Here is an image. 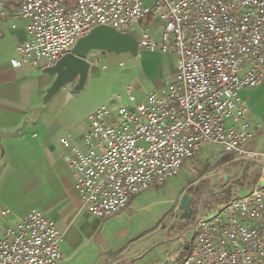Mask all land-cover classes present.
Segmentation results:
<instances>
[{
	"label": "built area",
	"instance_id": "1",
	"mask_svg": "<svg viewBox=\"0 0 264 264\" xmlns=\"http://www.w3.org/2000/svg\"><path fill=\"white\" fill-rule=\"evenodd\" d=\"M27 22L13 66L42 70L100 25L132 33L139 49L174 54L172 79L127 105L98 107L78 139L62 137L64 159L82 207L109 218L136 195L178 176L205 145L260 168L192 226L187 254L176 264H264V151L252 149L249 106L241 91L264 83V0H0V19ZM150 20L159 22L156 32ZM2 209L0 264H60L64 233L42 209L14 223Z\"/></svg>",
	"mask_w": 264,
	"mask_h": 264
},
{
	"label": "crops",
	"instance_id": "2",
	"mask_svg": "<svg viewBox=\"0 0 264 264\" xmlns=\"http://www.w3.org/2000/svg\"><path fill=\"white\" fill-rule=\"evenodd\" d=\"M158 24L156 20L147 23L157 37ZM26 38L27 22L24 19L12 16L0 19V204L10 174L19 181L21 193L32 200L29 208L9 217L8 221L14 223L33 208L42 209L65 235L60 264L178 263L191 244L195 219L207 217L217 204L206 211L201 206V213L196 218H182L179 209L182 194L169 210L159 209L152 216L144 217L141 206L135 204L145 196L140 193L121 212L105 219L94 217L82 207L73 175L64 159L65 149L56 141L64 123L49 109L50 106L36 121H30L24 132L9 133L30 120L33 108L41 103L45 90L54 80V76L47 74L29 76L31 71L37 70L12 65L18 44ZM144 52L156 58L155 62L149 64L143 60L142 64H147L145 67L150 75L156 76L159 72L155 80L157 89L174 76L177 58L171 53ZM68 90L64 89V92ZM241 97L249 106L253 126L249 146L264 151V83L242 90ZM87 128L85 120L80 131L73 134L80 139ZM216 162L221 165V178L215 179L212 185L221 188L222 194L231 186H234L233 191L242 188L234 182L244 175L243 166L251 167L247 176L250 184L243 187L244 190L254 186L260 178V168L224 152Z\"/></svg>",
	"mask_w": 264,
	"mask_h": 264
},
{
	"label": "rangeland",
	"instance_id": "3",
	"mask_svg": "<svg viewBox=\"0 0 264 264\" xmlns=\"http://www.w3.org/2000/svg\"><path fill=\"white\" fill-rule=\"evenodd\" d=\"M132 28V34L138 39L142 30L141 24H135ZM155 59L154 55H147L143 49L139 50L137 56L129 52H107L97 55L94 62L101 67L102 73L100 76L90 78L82 95L67 99V93L64 92V89L70 87L67 86L49 105V109L56 112L58 118L64 123L56 137L58 144L63 147L62 137L69 133L79 132L81 124L98 107L106 105L110 109H117L120 105L129 104V89L138 101L145 98L143 96L146 91L155 90L157 87L155 80L159 72L156 76L150 75L149 69L145 67L147 64H142L143 60L150 64L155 62ZM222 153L221 146L207 144L195 157L185 162L178 176L170 178L163 185L151 188L152 190L149 189L150 191L147 190L149 192H143L145 196L139 202H135L136 205L141 206L142 216H152L159 209L169 210L170 205L174 201L177 202L178 197L186 192L193 194V218L201 213V206L206 211L215 204L229 200L233 195L234 186L228 187L222 194L219 191L221 188H214L212 185L213 181L219 177L221 165L216 162V159ZM243 168L244 175L234 182V185L242 187L240 188L241 195L246 193L243 187L250 184L247 176L251 167L243 166ZM2 198L0 210L8 208L10 210L8 218L15 216L18 212H23L32 205L30 196L21 193L19 181L12 174L6 179V188L2 193ZM3 221L0 214V225Z\"/></svg>",
	"mask_w": 264,
	"mask_h": 264
},
{
	"label": "water",
	"instance_id": "4",
	"mask_svg": "<svg viewBox=\"0 0 264 264\" xmlns=\"http://www.w3.org/2000/svg\"><path fill=\"white\" fill-rule=\"evenodd\" d=\"M107 52H129L133 56L139 53L138 39L127 32H120L111 26L100 25L95 27L90 34L81 37L72 50L64 54L53 65L42 70L31 71L29 76L47 74L54 76L52 84L45 90L39 105L33 108L30 120H25L21 127L10 134L24 132L30 121H36L42 111L46 110L57 94L67 86V99L79 97L86 89V84L91 77L100 76L101 67L94 62L97 55ZM262 185L264 183L262 182ZM179 209L182 218L191 219L193 216V197L190 193L183 194ZM214 212L207 218H211Z\"/></svg>",
	"mask_w": 264,
	"mask_h": 264
},
{
	"label": "trees",
	"instance_id": "5",
	"mask_svg": "<svg viewBox=\"0 0 264 264\" xmlns=\"http://www.w3.org/2000/svg\"><path fill=\"white\" fill-rule=\"evenodd\" d=\"M0 154H1V139H0Z\"/></svg>",
	"mask_w": 264,
	"mask_h": 264
}]
</instances>
